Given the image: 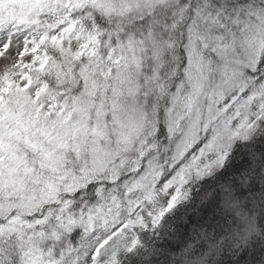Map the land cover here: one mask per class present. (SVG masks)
I'll list each match as a JSON object with an SVG mask.
<instances>
[{
  "label": "snow or ice",
  "instance_id": "snow-or-ice-1",
  "mask_svg": "<svg viewBox=\"0 0 264 264\" xmlns=\"http://www.w3.org/2000/svg\"><path fill=\"white\" fill-rule=\"evenodd\" d=\"M0 264H264V0H0Z\"/></svg>",
  "mask_w": 264,
  "mask_h": 264
}]
</instances>
